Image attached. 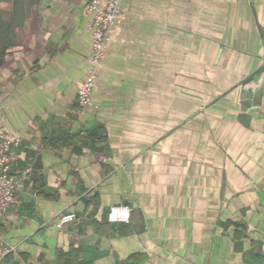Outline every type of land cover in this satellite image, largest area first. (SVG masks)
Returning <instances> with one entry per match:
<instances>
[{
	"label": "crops",
	"instance_id": "crops-1",
	"mask_svg": "<svg viewBox=\"0 0 264 264\" xmlns=\"http://www.w3.org/2000/svg\"><path fill=\"white\" fill-rule=\"evenodd\" d=\"M89 2L0 0V264H264V0H122L80 108Z\"/></svg>",
	"mask_w": 264,
	"mask_h": 264
},
{
	"label": "built area",
	"instance_id": "built-area-1",
	"mask_svg": "<svg viewBox=\"0 0 264 264\" xmlns=\"http://www.w3.org/2000/svg\"><path fill=\"white\" fill-rule=\"evenodd\" d=\"M122 0H90L86 10L92 14L87 30L92 35V47L88 57V70L85 79L77 91V104L86 107L92 97L100 65L105 57L110 41L111 28L122 21ZM21 146L18 138L0 131V213L11 208L17 200L21 184L12 173L16 159V150ZM131 209L126 205H113L108 211L109 222H129ZM78 217L73 212L61 213L54 224L63 228L75 222ZM12 247L0 245V261L12 251Z\"/></svg>",
	"mask_w": 264,
	"mask_h": 264
}]
</instances>
